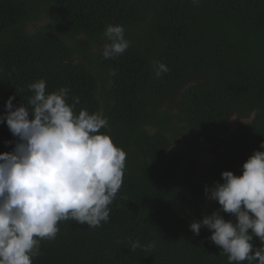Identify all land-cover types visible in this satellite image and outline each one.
Wrapping results in <instances>:
<instances>
[{
  "label": "trees",
  "instance_id": "16d2710c",
  "mask_svg": "<svg viewBox=\"0 0 264 264\" xmlns=\"http://www.w3.org/2000/svg\"><path fill=\"white\" fill-rule=\"evenodd\" d=\"M44 13L53 21L30 31ZM108 24L122 25L130 46L105 59L91 45L105 41ZM161 62L169 71L157 76ZM39 79L49 93L69 88V103L79 97L77 114L101 112L108 124L100 132L127 155L109 220L59 222L33 264H229L212 230L196 235L190 224L218 210L235 222L205 187L222 183L225 170L242 175L264 151V0H0V115L11 96L16 107L27 103ZM15 142L0 124V147ZM206 147L213 156L199 173Z\"/></svg>",
  "mask_w": 264,
  "mask_h": 264
},
{
  "label": "clouds",
  "instance_id": "9594fccd",
  "mask_svg": "<svg viewBox=\"0 0 264 264\" xmlns=\"http://www.w3.org/2000/svg\"><path fill=\"white\" fill-rule=\"evenodd\" d=\"M104 37L105 59L130 46L122 25L108 24ZM168 71L166 64H157V76ZM29 89L33 95L27 103L16 107L11 96L0 115V124L6 121L16 137L12 151L0 152V264H33L40 241L54 239L61 221L91 228L107 222L126 168V152L110 134L100 132L108 124L101 112L82 109L77 114L79 97L69 103L67 87L47 92L44 79ZM242 167V175L225 170L222 183L205 187L206 197L218 201L235 222L218 210L193 220L190 229L196 235L202 227L212 230L209 239L221 247L229 264H264V151H254ZM137 247L134 242L132 250Z\"/></svg>",
  "mask_w": 264,
  "mask_h": 264
},
{
  "label": "rangeland",
  "instance_id": "374dc122",
  "mask_svg": "<svg viewBox=\"0 0 264 264\" xmlns=\"http://www.w3.org/2000/svg\"><path fill=\"white\" fill-rule=\"evenodd\" d=\"M52 16L50 13H44L41 15V19L35 21L34 23H31L28 25V28L30 31L34 32L36 31L39 27L41 26H44V25H47V24H50L52 22ZM85 39H87V37L83 36ZM81 38V37H80ZM79 38V39H80ZM68 42L71 43V45H73L74 43L70 40V39H67ZM104 43L105 41H101V40H97L95 41L91 46H92V49L95 51V52H102L103 51V46H104ZM96 73V72H95ZM96 75H98L96 73ZM104 89H103V82L100 81V88H99V91H98V97L100 98V100L102 101L103 105H104V108H105V97H104ZM168 108L165 107L163 110L166 111ZM170 111L172 114H177L178 113V110L175 106V104H173L171 107H170ZM238 119L237 118H233L232 119V125H231V130H234L236 127H237V124H238ZM173 124L174 125H178V126H174L177 130L180 125V122L178 123L177 120H173ZM226 135V133H220L218 135L219 138H224V136ZM176 146L178 148H183V147H186V143H185V139L184 138H181L179 140L176 141ZM188 148V146H187ZM205 151H202L196 161V170L197 172L199 173H202L203 170H204V165L206 164V162L212 158V152L209 151L208 147H206L205 149H203ZM5 151H12L11 148H7V147H0V152H5Z\"/></svg>",
  "mask_w": 264,
  "mask_h": 264
}]
</instances>
